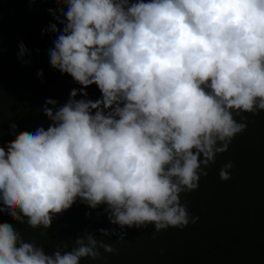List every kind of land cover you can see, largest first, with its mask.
<instances>
[{
    "label": "clouds",
    "instance_id": "clouds-1",
    "mask_svg": "<svg viewBox=\"0 0 264 264\" xmlns=\"http://www.w3.org/2000/svg\"><path fill=\"white\" fill-rule=\"evenodd\" d=\"M54 2L45 14L53 16L48 34L56 35L45 42L49 62L81 87L63 105L46 99L47 129L18 132L0 145V213L50 229L79 199L92 209L105 205L121 229L196 223L181 193L197 189L217 154L247 128L236 115L264 111V0ZM43 45L21 37L9 49L34 90L43 73L28 55ZM93 84L101 96L87 99ZM232 167L221 168V180ZM99 232L118 235L115 242L125 236ZM99 237L86 233L70 250L65 244L49 253L0 223V264H81L101 257V249L116 251Z\"/></svg>",
    "mask_w": 264,
    "mask_h": 264
},
{
    "label": "trees",
    "instance_id": "trees-1",
    "mask_svg": "<svg viewBox=\"0 0 264 264\" xmlns=\"http://www.w3.org/2000/svg\"><path fill=\"white\" fill-rule=\"evenodd\" d=\"M56 7L54 0H0V145L6 146L18 132H34L39 126L47 129L51 121L41 110L46 99L63 105L70 91L81 87L49 62L45 42L53 43L56 35L48 34L53 16L45 14ZM24 22H31L29 28L5 41L8 34H13L10 31L21 29ZM36 24L41 25L31 31ZM42 30L44 34L39 36ZM32 32H36L34 37H28ZM21 37L33 39L37 45L44 42L41 54L28 55L29 63L43 73L36 90L30 86L27 70L9 50ZM86 91L87 99L101 96L95 84ZM76 98L84 97L78 93ZM242 117L247 128L233 138L226 152L217 154L197 189L181 193V203L187 205L191 216L199 217L194 224L159 232L151 224L140 230L121 229L110 223L105 205L92 209L79 199L53 218L50 229H33L4 213H0V223L13 224L26 241H35L49 253L65 244L70 250L74 240L86 233L99 237L101 228L125 234L120 242H115L118 235L99 237L113 243L116 251L107 253L101 249V257L82 258L81 264H264V111L243 112L235 119L240 122ZM228 162L233 165L231 178L221 180L219 172Z\"/></svg>",
    "mask_w": 264,
    "mask_h": 264
}]
</instances>
